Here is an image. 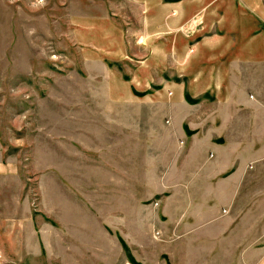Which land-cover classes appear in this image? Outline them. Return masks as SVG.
Masks as SVG:
<instances>
[{
	"label": "rangeland",
	"instance_id": "1",
	"mask_svg": "<svg viewBox=\"0 0 264 264\" xmlns=\"http://www.w3.org/2000/svg\"><path fill=\"white\" fill-rule=\"evenodd\" d=\"M175 1L0 0V264H140L123 235L159 199L131 195L204 27Z\"/></svg>",
	"mask_w": 264,
	"mask_h": 264
},
{
	"label": "crops",
	"instance_id": "2",
	"mask_svg": "<svg viewBox=\"0 0 264 264\" xmlns=\"http://www.w3.org/2000/svg\"><path fill=\"white\" fill-rule=\"evenodd\" d=\"M175 2L203 32L155 132L154 186L131 195L159 203L123 239L140 264H264V0Z\"/></svg>",
	"mask_w": 264,
	"mask_h": 264
},
{
	"label": "trees",
	"instance_id": "3",
	"mask_svg": "<svg viewBox=\"0 0 264 264\" xmlns=\"http://www.w3.org/2000/svg\"><path fill=\"white\" fill-rule=\"evenodd\" d=\"M133 264H135L133 261H132Z\"/></svg>",
	"mask_w": 264,
	"mask_h": 264
}]
</instances>
